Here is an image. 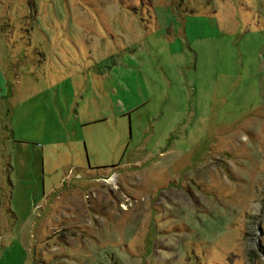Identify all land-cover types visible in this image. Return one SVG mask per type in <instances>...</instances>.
Here are the masks:
<instances>
[{"label":"rangeland","instance_id":"rangeland-1","mask_svg":"<svg viewBox=\"0 0 264 264\" xmlns=\"http://www.w3.org/2000/svg\"><path fill=\"white\" fill-rule=\"evenodd\" d=\"M0 264H264V0H0Z\"/></svg>","mask_w":264,"mask_h":264},{"label":"crops","instance_id":"crops-1","mask_svg":"<svg viewBox=\"0 0 264 264\" xmlns=\"http://www.w3.org/2000/svg\"><path fill=\"white\" fill-rule=\"evenodd\" d=\"M2 82H0V85H1Z\"/></svg>","mask_w":264,"mask_h":264}]
</instances>
